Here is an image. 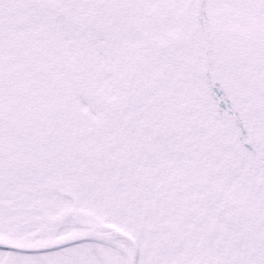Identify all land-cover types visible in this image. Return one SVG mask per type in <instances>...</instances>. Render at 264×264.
Instances as JSON below:
<instances>
[{"label": "snow or ice", "instance_id": "obj_1", "mask_svg": "<svg viewBox=\"0 0 264 264\" xmlns=\"http://www.w3.org/2000/svg\"><path fill=\"white\" fill-rule=\"evenodd\" d=\"M0 264H264V0H0Z\"/></svg>", "mask_w": 264, "mask_h": 264}]
</instances>
